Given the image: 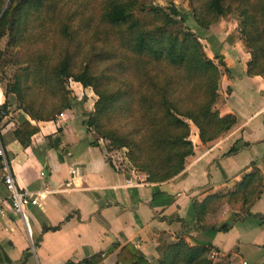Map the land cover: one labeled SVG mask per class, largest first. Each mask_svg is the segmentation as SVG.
<instances>
[{
  "label": "trees",
  "instance_id": "16d2710c",
  "mask_svg": "<svg viewBox=\"0 0 264 264\" xmlns=\"http://www.w3.org/2000/svg\"><path fill=\"white\" fill-rule=\"evenodd\" d=\"M45 1L0 0V39L6 34L7 43L27 51L24 65L3 92L0 139L2 119L10 111L9 94L15 107L30 118L56 119L73 107V101L81 102L66 89L65 82L73 78L97 94L94 109L83 123L93 127L107 150L125 147L129 161L146 173L148 181H163L179 173L186 157L194 153L191 123L206 142L236 121L234 114H220L216 107L221 69L229 72V68L222 54L214 60L204 52L199 40L203 29L235 10L241 40L250 54L247 73L264 76V0H189L188 10L171 3L167 10L151 6L143 10L144 15L133 13L139 0H103L99 13L89 11L88 1L49 0L61 15L59 34L66 42L62 52L46 42ZM97 19L102 25L94 22ZM103 30L108 45L96 51L95 59H104L97 72L87 55L99 48L97 35ZM37 130L25 119L13 132L27 145ZM262 186V174L255 168L229 190L194 198L197 229H229L240 212L212 224L205 223L207 215H215L223 203H240L247 210ZM212 248L189 243L183 236L167 243L160 238L154 263L127 242L113 264H223L219 253L209 256ZM99 259L97 253L65 264H98Z\"/></svg>",
  "mask_w": 264,
  "mask_h": 264
},
{
  "label": "crops",
  "instance_id": "0c3cea01",
  "mask_svg": "<svg viewBox=\"0 0 264 264\" xmlns=\"http://www.w3.org/2000/svg\"><path fill=\"white\" fill-rule=\"evenodd\" d=\"M225 39L222 54L229 72L220 76L224 98L216 107L236 121L206 142L195 127L194 153L179 173L163 181L135 180L118 167L116 152L102 140L93 143L96 138L87 133L74 105L51 120L10 110L2 119L0 144L18 185L38 193L39 203L27 210L29 236L20 215L4 202L8 190L0 176V264H65L97 253L98 264H113L127 242L152 261L163 235L211 244L215 253L228 255L230 264L243 259L264 264V76L247 73L250 54L238 36ZM83 93L82 85L76 88L77 99ZM4 100L0 89V104ZM25 119L38 130L22 145L13 130ZM255 168L263 186L248 209L223 203L205 219L212 224L240 212L231 227L197 229L193 199L224 192Z\"/></svg>",
  "mask_w": 264,
  "mask_h": 264
},
{
  "label": "rangeland",
  "instance_id": "374dc122",
  "mask_svg": "<svg viewBox=\"0 0 264 264\" xmlns=\"http://www.w3.org/2000/svg\"><path fill=\"white\" fill-rule=\"evenodd\" d=\"M78 2L88 1L87 7L89 11H93L95 9H98V13L100 12L101 6L103 5V0H76ZM46 8L42 12V18L44 20V26L47 32V38L46 42L50 44L54 49L55 52H62L63 49L66 46V42L63 39V37L59 34V26L61 24V18L60 14L55 10L56 7H53L52 2L49 0L45 1ZM175 4L179 8L183 10L190 9L189 0H139L138 6L134 9L133 13L134 15L142 14L144 15L145 12L143 10H148L151 6L161 7L165 10L168 9L170 4ZM141 6H143L142 12L140 10ZM60 15V16H59ZM96 24H101L98 19L94 21ZM102 25V24H101ZM239 17L235 10H229L228 13L225 15L219 16L218 19L211 24L207 26V28L203 29L204 33L199 38L204 52L214 60H217L216 55L222 54V49L226 47L227 39H225V35L234 34V39L238 36L240 39V33H239ZM106 31L103 30L102 33L97 35V44L99 45V48L93 53L87 55L94 65V68L97 72L101 70L104 66V59H95L97 54L96 51L100 52L99 49H103L108 45L107 42V36L104 33ZM233 40L230 39V41ZM8 37L6 34H4L0 39V89L2 91H5V87L12 84L14 81V74L15 72H18L21 66L24 65V59L27 56V51L25 48H22L19 45L9 44ZM101 44H104L102 47ZM101 47V48H100ZM95 52V53H94ZM84 55V54H83ZM223 55V54H222ZM86 57V56H85ZM84 57V58H85ZM83 59L82 56H78V62H80ZM76 70V69H75ZM223 72V68L221 69ZM82 84L79 81L74 80L73 78L67 79L65 82V86L67 91L69 92V95H74L76 88L80 87ZM221 81H218V90L221 89V91H218V100L217 102L221 101L223 97V91L225 88H220ZM83 95L80 98L81 104L76 103L73 101V105L75 106V111L79 115V117L83 118L85 120L89 116V112H91L94 109V101L97 98V94L94 92V90L90 86H83ZM10 99L9 105L11 108L10 110H19V112L23 113L20 108L15 107L13 95L9 94ZM86 108V109H85ZM17 117L14 114L11 115V117ZM84 128L86 129L87 133L93 134V136L96 139L102 140L98 134L94 131L92 126H86L85 123ZM195 126L191 123V131H190V137L194 138ZM103 141V140H102ZM104 142V141H103ZM126 153V152H125ZM114 158L116 161V164L119 165L120 168H126L128 169L129 174H133V178L135 180L139 179H146V173L136 168L131 161H129L127 154L123 153L122 149H119L118 152L114 153ZM231 189V188H229ZM228 189V190H229ZM232 206H237L238 210H240L242 205L240 203L231 204ZM236 212V211H234ZM208 223V222H205ZM162 242L167 243L168 241L176 240L177 238H174L170 240L167 236H161ZM189 242V241H188ZM190 243V242H189ZM217 253H212V250H210L209 256L214 257ZM223 261V264H230V259L228 255L224 254L220 257ZM154 263L156 260H152ZM241 264V262H239Z\"/></svg>",
  "mask_w": 264,
  "mask_h": 264
},
{
  "label": "built area",
  "instance_id": "2783aa9c",
  "mask_svg": "<svg viewBox=\"0 0 264 264\" xmlns=\"http://www.w3.org/2000/svg\"><path fill=\"white\" fill-rule=\"evenodd\" d=\"M60 112L59 114H61ZM123 153L126 154V148L122 147ZM119 149H113V151L118 152ZM115 161V160H114ZM116 163V161H115ZM119 167V165H117ZM0 176L1 179L8 190V195L6 197V202L10 208L18 213L20 217L22 218L26 230L29 234L31 235V230L29 226V219H28V214L27 210L30 205H35L39 203V195L38 193H34L30 191L27 188L20 187L15 179V176L11 170L9 159L5 153V150L3 146L0 144ZM1 201H0V210H1ZM214 254L215 252L212 251ZM241 264H251L247 260H242Z\"/></svg>",
  "mask_w": 264,
  "mask_h": 264
}]
</instances>
